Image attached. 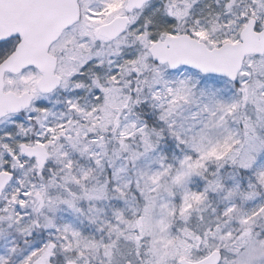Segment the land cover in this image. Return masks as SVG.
<instances>
[{
    "label": "snow or ice",
    "instance_id": "obj_1",
    "mask_svg": "<svg viewBox=\"0 0 264 264\" xmlns=\"http://www.w3.org/2000/svg\"><path fill=\"white\" fill-rule=\"evenodd\" d=\"M0 264H264V0H0Z\"/></svg>",
    "mask_w": 264,
    "mask_h": 264
}]
</instances>
